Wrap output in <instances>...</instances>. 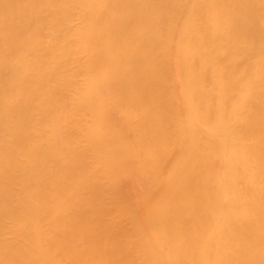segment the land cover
I'll return each instance as SVG.
<instances>
[{
    "label": "bare ground",
    "instance_id": "1",
    "mask_svg": "<svg viewBox=\"0 0 264 264\" xmlns=\"http://www.w3.org/2000/svg\"><path fill=\"white\" fill-rule=\"evenodd\" d=\"M0 264H264V0H0Z\"/></svg>",
    "mask_w": 264,
    "mask_h": 264
}]
</instances>
